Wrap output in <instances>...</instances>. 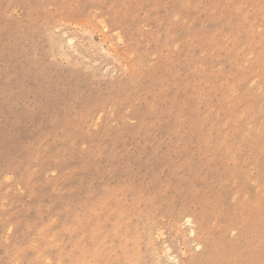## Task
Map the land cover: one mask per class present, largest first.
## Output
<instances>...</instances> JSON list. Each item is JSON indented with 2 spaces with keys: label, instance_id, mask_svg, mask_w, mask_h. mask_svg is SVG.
I'll use <instances>...</instances> for the list:
<instances>
[{
  "label": "rangeland",
  "instance_id": "1",
  "mask_svg": "<svg viewBox=\"0 0 264 264\" xmlns=\"http://www.w3.org/2000/svg\"><path fill=\"white\" fill-rule=\"evenodd\" d=\"M0 264H264V0H0Z\"/></svg>",
  "mask_w": 264,
  "mask_h": 264
}]
</instances>
